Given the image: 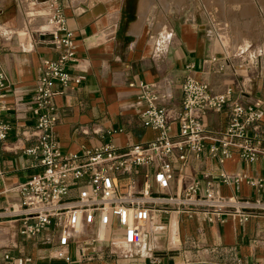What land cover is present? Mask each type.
Segmentation results:
<instances>
[{
  "label": "crops",
  "instance_id": "0c3cea01",
  "mask_svg": "<svg viewBox=\"0 0 264 264\" xmlns=\"http://www.w3.org/2000/svg\"><path fill=\"white\" fill-rule=\"evenodd\" d=\"M53 1L60 6L68 31L76 41L79 68L72 67L71 74L85 78L82 84L65 89L54 100L58 114L55 132L63 154L108 145L126 148L153 141L158 133L146 128L139 111L132 107L141 82L169 83L173 94L170 106L175 108L180 106L181 86L187 76L206 82L215 94L233 89L234 98L244 104H264V58L255 51L250 57L247 47L238 46L243 33L237 20L234 21L238 29L232 33L236 46L229 50L202 25L172 22L165 52L157 57L153 41L145 34L148 20L144 25L142 0H0V72L7 76L10 86L6 100L9 110L0 113V120L11 128L8 139L0 141V264H65L56 259L58 229L51 226L39 235L26 237L21 235L20 221L3 217L12 206L20 205L18 187L39 172L36 160L25 150L35 145L32 99L39 67L44 59L57 55L52 38L46 33ZM252 1L244 3L247 7L243 15H250L253 8L257 20L264 21V0ZM151 24L148 31H155L156 24ZM160 47L158 42L157 52ZM238 48L243 51L237 52ZM235 53L241 54L236 57ZM212 58L216 62L211 63ZM57 89L62 90L59 86ZM226 123L225 114L210 112L204 125L206 130L217 132ZM207 154L202 161L191 162L182 174L174 164L175 178L166 195L181 194L201 177V171H207L227 197L264 198L245 183L237 191L222 185L218 178L224 170L264 179V164H245L235 157L220 166ZM153 191L156 193V188ZM143 230L145 234L131 256L116 252L119 243L107 242L97 245L107 251L105 254L93 261L85 259L91 253L89 241L95 236L94 229L87 232V238L71 242L67 255L72 264H151L152 260L159 264H264V215L241 221L231 213L210 223L173 213L171 217L157 216L155 223L145 225ZM174 232H178L179 241ZM27 259L29 263L25 262Z\"/></svg>",
  "mask_w": 264,
  "mask_h": 264
},
{
  "label": "built area",
  "instance_id": "2783aa9c",
  "mask_svg": "<svg viewBox=\"0 0 264 264\" xmlns=\"http://www.w3.org/2000/svg\"><path fill=\"white\" fill-rule=\"evenodd\" d=\"M51 8L53 14L46 33L51 36L57 55L44 59L39 67L32 99L35 145L25 150L36 160L39 172L18 187L20 205L3 214L10 221L21 222V235L34 237L53 226L60 231L56 259L72 264L68 246L87 238L91 229L95 236L89 241L91 253L85 257L89 261L107 252L97 246L107 242L125 246V252H116L131 256L145 234L143 227L153 225L157 216L171 217L176 213L214 223L231 213L241 221L264 215V198L227 197L207 171H201V177L181 194L166 195L175 178L174 164L182 174L191 162L202 161L205 152L220 166L235 157L245 164H264L263 102L244 104L234 98L233 89L215 94L206 82L192 76H187L181 86L179 108L170 106L173 94L166 81L139 83V95L132 107L139 111L144 126L158 133L153 141L63 154L55 132L58 114L54 100L65 89L82 84L85 78L71 74L72 67L79 68L76 41L56 1L51 2ZM9 89L7 76L0 72V113L9 110ZM210 112L226 115L223 130H206L204 123ZM10 131V126L0 120L1 142L8 139ZM218 178L222 185L237 191L245 183L264 196V179L224 170ZM174 238L179 241L178 232H174ZM151 264L159 263L152 260Z\"/></svg>",
  "mask_w": 264,
  "mask_h": 264
},
{
  "label": "rangeland",
  "instance_id": "374dc122",
  "mask_svg": "<svg viewBox=\"0 0 264 264\" xmlns=\"http://www.w3.org/2000/svg\"><path fill=\"white\" fill-rule=\"evenodd\" d=\"M238 1L225 0L224 5L222 0H147V6L143 13L144 25L147 20L148 22L144 30L145 34L149 36L151 43L153 41L151 44L153 52H155L157 57H161L162 53L165 52L164 50L172 33V22L190 21L204 26L207 33L213 36L221 46L224 45L229 50L236 46L232 33L237 28V23L234 21L237 20L241 25L246 21H251V24L250 22L245 23L246 27L239 25L238 28H241L244 35H240L238 46L242 49L247 47L246 50L248 49L247 53H249V56L255 51V53L262 55L264 58V21L259 22L257 20V12L253 11V8L250 15H243L247 7L244 3L252 4V0L247 1V3L246 0H243L245 2L241 0V4ZM262 8L264 9V6ZM151 22L154 26L156 24L155 31H148V25ZM167 32L170 33L168 34ZM158 42L161 45L160 52L156 51ZM242 49L237 50V52ZM240 54L235 53V56L238 57ZM126 249L125 246H120L121 251L125 252Z\"/></svg>",
  "mask_w": 264,
  "mask_h": 264
},
{
  "label": "bare ground",
  "instance_id": "6f19581e",
  "mask_svg": "<svg viewBox=\"0 0 264 264\" xmlns=\"http://www.w3.org/2000/svg\"><path fill=\"white\" fill-rule=\"evenodd\" d=\"M146 1H147V0H142V1H141V12H144V11H145L144 9H145L146 6H147ZM143 18H144V17H143ZM141 23H142V22H141ZM141 23L138 24L137 27H140ZM167 33L169 34L170 32H167Z\"/></svg>",
  "mask_w": 264,
  "mask_h": 264
}]
</instances>
